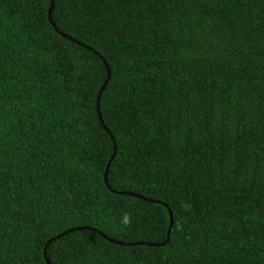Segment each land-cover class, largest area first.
Masks as SVG:
<instances>
[{
    "label": "trees",
    "instance_id": "16d2710c",
    "mask_svg": "<svg viewBox=\"0 0 264 264\" xmlns=\"http://www.w3.org/2000/svg\"><path fill=\"white\" fill-rule=\"evenodd\" d=\"M50 5L0 0V264H264V0Z\"/></svg>",
    "mask_w": 264,
    "mask_h": 264
},
{
    "label": "water",
    "instance_id": "95a60500",
    "mask_svg": "<svg viewBox=\"0 0 264 264\" xmlns=\"http://www.w3.org/2000/svg\"><path fill=\"white\" fill-rule=\"evenodd\" d=\"M53 10H54V0H51V5H50V8H49V13H48V19H49L50 24L54 27L55 31H56L58 34H60L62 37L68 38V39H69L70 41H72L73 43H76V44L82 45V46L85 47V48H88V49H90V50H93V49H91L89 46H87V45H85V44H82V43L78 42L77 40L72 39L71 37H69V36H67L65 33H63L61 30H59V28L56 26V24H55L54 21H53V16H52V14H53ZM102 60H103L104 63H106V61H105L104 58H102ZM107 71H108L107 80L105 81L104 85L101 87V89H100V91H99V93H98V96H97V111H98V115H99V118H100L102 124H104V123H103V120H102V114H101V110H100V101H101V96H102L103 92L105 91V88H106V86H107V84H108V81H109V79H110V76H111L110 68H109L108 65H107ZM106 130H107V128H106ZM107 131H108V130H107ZM116 151H117V146L115 145V146H114V153H113V155L111 156V158H110V160H109V162H108V165H107V167H106L105 174H104V181H105L107 187L109 188V190L112 191V192H114V193L128 194V195H130V196L137 197V198L143 199V200L148 201V202H156V203H158V204H163V203H161V202H157V201H154V200H149V199H147V198H144V197H142V196H140V195H137V194H134V193L118 192V191L112 189V187L108 184V175H109V170H110L111 163H112V161L114 160V158H115V156H116ZM163 205H164V206L168 209V211H169V217H170V225H169V229H168V240H169V239H170V234H171V231H172V227H173V225H174V218H173V213H172L171 209H170L167 205H165V204H163ZM80 229H83V228H80ZM71 231H72V230L66 231V232H64V233H62V234H60V235H58L56 238L60 239L62 236H64L65 234H67L68 232H71ZM104 237H105L108 241H110V242H115V243H118V244H122L121 242H116V241H114V240L109 239V238L106 237V236H104ZM53 240H55V239H52L51 241H49V243L52 242ZM134 244H135V245H139V244H144V243L137 242V243H134ZM149 245L158 246V244H153V243H152V244L149 243ZM46 252H47V246H46V248H45V256L47 255ZM47 262H48V264H50V262H49L48 259H47Z\"/></svg>",
    "mask_w": 264,
    "mask_h": 264
},
{
    "label": "clouds",
    "instance_id": "9594fccd",
    "mask_svg": "<svg viewBox=\"0 0 264 264\" xmlns=\"http://www.w3.org/2000/svg\"><path fill=\"white\" fill-rule=\"evenodd\" d=\"M121 223L122 225H124L125 227H130L131 223H132V217L130 214L125 213L121 219Z\"/></svg>",
    "mask_w": 264,
    "mask_h": 264
}]
</instances>
